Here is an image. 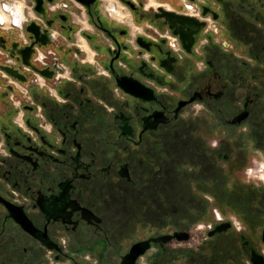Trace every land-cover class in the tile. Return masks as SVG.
<instances>
[{"label": "flooded vegetation", "instance_id": "1", "mask_svg": "<svg viewBox=\"0 0 264 264\" xmlns=\"http://www.w3.org/2000/svg\"><path fill=\"white\" fill-rule=\"evenodd\" d=\"M234 145L264 154V0H0V264L264 259Z\"/></svg>", "mask_w": 264, "mask_h": 264}, {"label": "rangeland", "instance_id": "2", "mask_svg": "<svg viewBox=\"0 0 264 264\" xmlns=\"http://www.w3.org/2000/svg\"><path fill=\"white\" fill-rule=\"evenodd\" d=\"M213 123H214V121H213ZM217 132H221V131H215V132L212 131L211 137L213 139L220 136V133H217ZM235 139H236V141H235ZM247 139H248V137L244 135L241 138L240 137L233 138V141L234 142H240L241 144H248L249 145L250 141L248 142ZM228 142L230 143V145L234 144L232 142V139H229ZM230 150H231L232 156L238 155V156H234V157L243 159V162L245 164V168H244L245 170L246 169L251 170V175L249 176V178H244L245 181L248 180V183H245V184H248V185H245L246 186L245 189H247L249 192H254L253 188H257L259 186H264V154L259 152V151H253L252 149H250L248 151H246L245 148L242 150H239V149H237V147L235 145L233 147H230ZM246 152H248L249 155ZM238 175H239V170L233 171L232 174H230V178H235L239 181V178H241V175H240V177L237 178ZM235 222L237 223V221H235ZM209 223L210 222H207V223L206 222L205 223L204 222H198L197 224L205 227V226L209 225ZM204 236H205V233H204L203 229L192 232V241L190 243L193 244L192 248H194V250L196 252L203 253V254L205 253L206 255H208L210 253L211 255H213L216 253V250L218 251L220 249L222 251L221 255L225 256L226 264H251L247 258L243 257L242 254H239V252L242 251L240 249V244H238V243L237 244L236 243L230 244L228 242H224L227 239L220 241V242L219 241L215 242L213 239L203 241V242L200 241L204 238ZM228 240H230V237H228ZM195 242H199V243H195ZM188 244L189 243H185L184 244L185 247L188 248ZM187 248L181 249V253L186 252L185 255H188L189 251L187 252V250H188ZM180 257H183V256H180ZM179 263H181V260L176 261L174 264H179ZM138 264H152V262H151V260L141 259ZM153 264H155V263H153Z\"/></svg>", "mask_w": 264, "mask_h": 264}, {"label": "water", "instance_id": "3", "mask_svg": "<svg viewBox=\"0 0 264 264\" xmlns=\"http://www.w3.org/2000/svg\"><path fill=\"white\" fill-rule=\"evenodd\" d=\"M227 225H220L218 226L213 232H210L208 235H213L214 233H219L221 231H224L226 229ZM188 237L186 235L182 236L180 238V240H187ZM263 241H264V226H263ZM147 244V242L144 243H139L137 245H135L130 253H128L125 257H123V261L121 264H134V260L136 259V257L141 254L143 251H145L146 248L142 247L141 248V252L136 254L135 251L137 249H139L142 245ZM250 262L251 264H264V259L261 255L255 254L254 252L251 253V257H250Z\"/></svg>", "mask_w": 264, "mask_h": 264}]
</instances>
